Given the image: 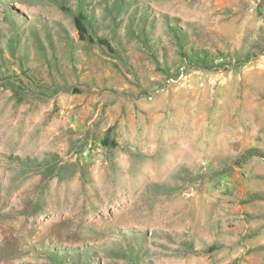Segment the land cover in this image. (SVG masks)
<instances>
[{"label":"rangeland","instance_id":"obj_1","mask_svg":"<svg viewBox=\"0 0 264 264\" xmlns=\"http://www.w3.org/2000/svg\"><path fill=\"white\" fill-rule=\"evenodd\" d=\"M65 1L0 0V264H264V0Z\"/></svg>","mask_w":264,"mask_h":264},{"label":"trees","instance_id":"obj_2","mask_svg":"<svg viewBox=\"0 0 264 264\" xmlns=\"http://www.w3.org/2000/svg\"><path fill=\"white\" fill-rule=\"evenodd\" d=\"M56 2H58V4L59 5H61V7L64 9V10H66L67 12H70V8L69 7H63L62 5H67L68 6V4H67V1H65V0H55ZM5 5H6V3H5ZM83 9L85 10V12H86V10H87V7H83ZM84 12V13H85ZM83 13V12H82ZM81 12H78L77 14H75L74 15V21H75V24H76V26H77V28H78V30H79V33H80V35L81 36H83V39H88V40H90V41H93V38H91V36H89V35H87V36H85V35H83V33L84 34H87L88 33V31H87V28H86V24L84 23V20L86 21V16H85V14L83 13L82 14ZM7 15L8 16H10V12L8 11V9H7ZM99 40H98V42L100 43V44H108V42H107V40H105V39H103V38H98ZM14 50H15V48H13ZM3 59V58H2ZM1 62L3 63V65H4V67H6L7 65L4 63L5 61H4V59H3V61H1V59H0V69H1ZM102 142H103V144H111L112 146L113 145H115V141L114 140H112L111 142H108V139H107V137H104L103 139H102ZM54 161H55V164H52V166L50 167L49 165L48 166H46L47 168H48V170H52V169H54L55 167H56V165H57V162H56V159L57 158H52ZM34 161H36V163H38L37 165H41V162H38L39 160H34ZM46 163L45 164H48V162H47V160L45 161ZM27 163H30V161L29 162H27ZM50 163V162H49ZM51 164V163H50ZM53 256L55 257V258H57V259H61V257H62V255H59V254H53Z\"/></svg>","mask_w":264,"mask_h":264}]
</instances>
